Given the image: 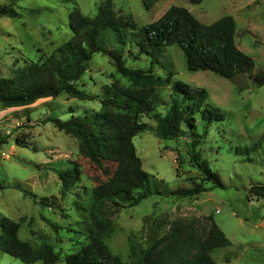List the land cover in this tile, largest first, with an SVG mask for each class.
<instances>
[{"label":"rangeland","instance_id":"374dc122","mask_svg":"<svg viewBox=\"0 0 264 264\" xmlns=\"http://www.w3.org/2000/svg\"><path fill=\"white\" fill-rule=\"evenodd\" d=\"M100 2L0 0V5L8 4L16 12L0 15V77L10 76L13 69L49 54L68 40V15L73 6L94 16ZM172 4L186 7L203 23L231 15L237 46L254 59V71L264 74V0H158L149 9L141 0H113L115 11L120 16L130 15L138 26L153 21ZM124 57L131 67L150 65L147 56L132 59L125 52ZM153 70L162 76L171 72V78L157 88L155 110L140 116L148 127L133 137L142 168L149 173L151 192L138 204L121 207L112 214L114 229L106 245L128 260L130 246L141 254L173 223L195 220L202 229L209 225L206 216L211 215L231 241V245L210 252L217 264H264V245L256 246L264 242V233L255 227L264 213V198L250 197L247 192L251 185L264 183V84L257 85L247 74L230 81L212 71L189 70L177 44L164 47ZM175 80L203 87L208 95L206 102L222 115L208 125L206 132L197 119L195 128L183 126L186 133L179 138L161 139L154 130V114L164 115L168 110ZM113 82L128 85L116 73L109 56L95 53L77 84L98 98L81 100L60 94L24 106L0 104V133L8 135L0 147V217L19 222L20 239L36 246L51 244L60 254V259L51 264H66L65 255L86 241V206L93 184L81 172L77 180L62 185L56 171L73 167L80 153L76 139L46 118L64 120L97 110L99 98ZM194 140L197 142L192 148L200 150L224 187H213L190 163L187 148ZM195 184L206 189L193 196L170 193ZM51 195L56 196L52 207L40 204L42 197ZM0 264L42 263H25L0 250Z\"/></svg>","mask_w":264,"mask_h":264},{"label":"trees","instance_id":"16d2710c","mask_svg":"<svg viewBox=\"0 0 264 264\" xmlns=\"http://www.w3.org/2000/svg\"><path fill=\"white\" fill-rule=\"evenodd\" d=\"M157 1L141 0L146 9ZM189 1L198 3L201 0ZM0 15H16V12L3 4ZM68 25L71 30L68 40L49 54L13 69L10 76L0 77V104L4 107L24 106L36 99L55 98L60 94L81 100L98 98L77 84L95 53L109 56L116 73L128 82V85L113 82L106 87L97 110L71 115L64 120L54 116L46 118L76 139L80 153L73 167L56 171L62 185H67L70 179L77 180L81 172L88 175L93 184L86 206L89 220L86 241L65 255V263L217 264L210 252L231 245V241L211 215L206 216L209 225L202 229L195 220L173 223L162 236L152 239L150 247L141 254L130 246L128 260L112 253L105 240L114 229L112 214L121 207L138 204L151 192L149 173L142 168L133 137L148 127L140 116L155 110L156 90L171 78V72L162 76L153 70L160 62L164 47L177 44L189 70L212 71L230 81L247 74L257 85L264 84V74L254 71V59L235 42L233 17L222 15L210 23H203L186 7L172 4L153 21L138 26L130 15L120 16L115 11L113 0H101L94 16L85 15L73 6ZM125 52L132 59L147 56L150 65L147 68L126 65ZM207 96L203 87L175 80L168 110L164 115L154 114L156 135L161 139L179 138L186 133L185 124L195 128L198 120L206 132L208 125L222 115L206 102ZM7 137L0 133V147ZM196 142L191 141V148H187L190 163L205 180L213 183V187H224L219 174L210 168L200 150L192 148ZM204 189L195 184L170 193L193 196ZM247 192L250 197L264 198V183L251 185ZM55 199V195L44 196L40 204L52 207ZM18 229L19 222L0 217L1 251L25 263L51 264L60 259L51 244L32 245L19 238Z\"/></svg>","mask_w":264,"mask_h":264},{"label":"crops","instance_id":"0c3cea01","mask_svg":"<svg viewBox=\"0 0 264 264\" xmlns=\"http://www.w3.org/2000/svg\"><path fill=\"white\" fill-rule=\"evenodd\" d=\"M255 227L261 229V231L264 233V213L262 214L261 217H258ZM263 245H264V242L262 244L261 243L256 244L257 247L258 246L262 247Z\"/></svg>","mask_w":264,"mask_h":264}]
</instances>
